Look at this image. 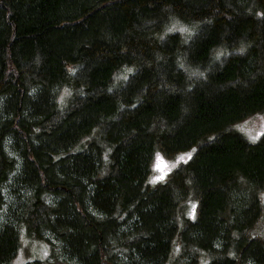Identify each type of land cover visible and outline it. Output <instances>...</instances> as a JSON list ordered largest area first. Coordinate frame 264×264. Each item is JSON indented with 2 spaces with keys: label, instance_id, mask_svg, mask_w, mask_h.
Wrapping results in <instances>:
<instances>
[{
  "label": "trees",
  "instance_id": "16d2710c",
  "mask_svg": "<svg viewBox=\"0 0 264 264\" xmlns=\"http://www.w3.org/2000/svg\"><path fill=\"white\" fill-rule=\"evenodd\" d=\"M263 110L264 0H0V264L23 229L77 264H264V133L232 127Z\"/></svg>",
  "mask_w": 264,
  "mask_h": 264
},
{
  "label": "rangeland",
  "instance_id": "374dc122",
  "mask_svg": "<svg viewBox=\"0 0 264 264\" xmlns=\"http://www.w3.org/2000/svg\"><path fill=\"white\" fill-rule=\"evenodd\" d=\"M232 127L241 132L250 142L258 141L260 136L264 133V110L262 112L250 114L234 122ZM196 149L197 146H193L173 157H167L161 151L157 150L153 156L149 181L152 183L167 181L170 173L178 165L189 160ZM181 157H184V159L182 160ZM160 177L163 178L161 179ZM262 199L264 202V192L262 193ZM199 205V196L190 189L180 209L182 217L179 219L180 228L177 238L181 236V231L184 228V217L194 219L197 215ZM253 234L264 237V212L261 221L253 230ZM53 244H56V246ZM177 249L178 250H174V252L179 251V248ZM180 255H182L181 259L184 262L189 260V256L183 247L176 257L180 258ZM211 259L212 255L203 252L198 264H206ZM36 260H40L44 262V264H77L63 255L59 242L37 239L27 232V230L23 229L21 231L20 246L17 255L13 258L11 264H25Z\"/></svg>",
  "mask_w": 264,
  "mask_h": 264
},
{
  "label": "snow or ice",
  "instance_id": "6c2138e0",
  "mask_svg": "<svg viewBox=\"0 0 264 264\" xmlns=\"http://www.w3.org/2000/svg\"><path fill=\"white\" fill-rule=\"evenodd\" d=\"M189 158H190V156H189ZM181 159L183 160L184 159V157H181ZM161 179L163 178V177H160Z\"/></svg>",
  "mask_w": 264,
  "mask_h": 264
}]
</instances>
